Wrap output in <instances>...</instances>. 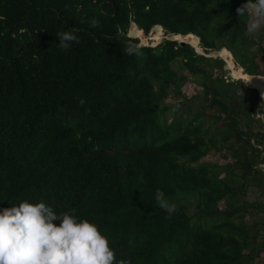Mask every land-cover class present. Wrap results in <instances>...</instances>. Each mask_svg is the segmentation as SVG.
Masks as SVG:
<instances>
[{"label":"trees","instance_id":"1","mask_svg":"<svg viewBox=\"0 0 264 264\" xmlns=\"http://www.w3.org/2000/svg\"><path fill=\"white\" fill-rule=\"evenodd\" d=\"M246 2L0 0V209L74 210L116 261L264 264V126L253 114L264 115L263 93L207 55L225 50L232 68L264 77V25L250 35L249 13H236ZM132 25L146 39L158 25L202 53L170 38L139 44ZM71 27L80 43L65 52L56 33ZM210 150L231 160L202 163ZM248 187L260 199H245ZM158 188L178 205L168 219Z\"/></svg>","mask_w":264,"mask_h":264},{"label":"clouds","instance_id":"2","mask_svg":"<svg viewBox=\"0 0 264 264\" xmlns=\"http://www.w3.org/2000/svg\"><path fill=\"white\" fill-rule=\"evenodd\" d=\"M236 13L238 16L249 13L247 31L255 33L264 25V0H247ZM90 25L96 28L100 22L93 18ZM78 31L77 27H71L69 31L56 33L61 50L67 52L73 43H80L75 34ZM125 51L128 55H142L136 43L129 42ZM235 68L236 79L244 85L254 78L238 64ZM155 200L168 214L166 219L178 211V205L170 202L159 188ZM73 213L74 210L57 214L44 202L33 204L26 200L0 209V264H131L130 260L116 261L108 238L98 226Z\"/></svg>","mask_w":264,"mask_h":264},{"label":"rangeland","instance_id":"3","mask_svg":"<svg viewBox=\"0 0 264 264\" xmlns=\"http://www.w3.org/2000/svg\"><path fill=\"white\" fill-rule=\"evenodd\" d=\"M250 22V15H249V17H248V22H247V25H248V23ZM134 28H136L134 25H132V30H133V32L135 31L134 30ZM137 29V28H136ZM140 32V31H139ZM138 32V33H139ZM138 33H135V34H138ZM247 33H249L248 31H247ZM256 33V32H255ZM255 33H249L250 35H254ZM129 35V34H128ZM155 37L153 38V37H150L149 39H152V40H156L155 42H157V41H159V40H161V39H163V38H170V39H172V37H170L169 35H162V32H159V31H157L155 34ZM138 39H139V44H140V42H142L141 40H140V38L138 37ZM261 44L263 45V47H264V36H263V38H261ZM144 45V44H143ZM200 48V47H199ZM200 50H201V48H200ZM199 50V51H200ZM220 52V53H219ZM219 52H217V51H212V52H209L207 55H211V56H218V57H220V55L221 56H223L224 58H225V60L223 59V61H224V66L225 67H228V70L226 71V72H224L225 73V75H227V76H229L230 77V79H236V77H235V72H236V68L234 69V68H232L231 67V64H230V61H229V55L227 54V52L226 51H224V50H221V51H219ZM220 55H219V54ZM221 58V57H220ZM233 60V59H232ZM234 61V60H233ZM225 62H226V64H225ZM253 81H260V79H258V78H253L252 80H251V82H253ZM262 81V83L264 84V80H261ZM240 83H242V82H240ZM257 86V85H256ZM255 86V87H256ZM257 88H258V86H257ZM196 88H193L192 87V85L190 84V83H185V84H183L182 85V87H181V90L185 93V95H187V96H189L194 90H195ZM260 93V92H259ZM260 95H261V93H260ZM262 97H264L263 95H261ZM174 98L172 97V96H168V97H166L165 98V103H166V105H168V104H171V103H173L174 102ZM182 107L179 105V106H177V110H179V109H181ZM196 108H198V104H194L192 107H191V111H193V110H196ZM253 114H254V117H259L260 118V120H261V123L263 124V126H264V115H262L261 113H259V110H258V107L257 106H255L254 107V110H253ZM168 116V119L167 120H169V117H170V114H168L167 115ZM224 153H227V152H222V153H213L211 150L210 151H208L204 156H202L201 158H200V160H201V162L202 163H213V162H225V161H229V160H231L230 159V157H229V155H228V153L223 157L222 156V154H224ZM245 199H247L248 201H252V200H256V199H260V195H259V193L257 192V190L256 189H254L253 187H248L247 188V192H246V194H245ZM183 201H186V199H183ZM193 205L191 204L190 206H188L189 207V211H193V209H194V206L192 207ZM218 206L219 207H221L222 206V201H219L218 202ZM259 219V216H256V215H254V216H249V215H247L246 214V216H245V220L246 221H250V220H258ZM263 259H264V250L261 252V254H260V256H259V258L257 259V261H259V262H262L263 261Z\"/></svg>","mask_w":264,"mask_h":264},{"label":"bare ground","instance_id":"4","mask_svg":"<svg viewBox=\"0 0 264 264\" xmlns=\"http://www.w3.org/2000/svg\"><path fill=\"white\" fill-rule=\"evenodd\" d=\"M157 31H159V32H162V30H161V28H157V29H155L151 34H150V36L148 37V38H150V37H155V33L157 32ZM132 32V31H131ZM132 35H136V36H138L139 38H140V40L142 41V43H145L146 42V38H145V36L142 34V31L141 32H139L138 34H135L134 32H132ZM170 37H172V38H176V37H173L172 35H169ZM189 36H191L193 39H194V41H197V38H196V36L195 35H189ZM177 39V38H176ZM154 41H156V40H154ZM187 43H189V42H187ZM190 44V43H189ZM191 45V44H190ZM193 46V45H192ZM194 47V46H193ZM195 49L197 50V51H199L200 50V48L199 49H197L196 47H195ZM225 51V50H224ZM220 53V52H219ZM218 53V54H219ZM220 55V54H219ZM220 57L221 58H223L221 55H220ZM233 61V60H232ZM225 64H226V62H225ZM233 65H234V67H235V64H234V62H233ZM254 77H259V76H254ZM252 84H253V86H258V89H259V92L261 91L262 93H263V96H264V84L262 83V81H261V79H260V81H253V82H251ZM256 86V87H257ZM260 92V93H261ZM259 93V94H260Z\"/></svg>","mask_w":264,"mask_h":264},{"label":"water","instance_id":"5","mask_svg":"<svg viewBox=\"0 0 264 264\" xmlns=\"http://www.w3.org/2000/svg\"><path fill=\"white\" fill-rule=\"evenodd\" d=\"M158 25H153V26H151V28H150V30H149V32L147 33V35H149L150 33H152L153 32V30L157 27ZM158 27H160V26H158ZM188 34H190V33H188ZM177 35H181V34H177ZM186 34H184V35H181V36H185ZM129 36H136V35H132V34H129ZM197 38V37H196ZM172 39H174V40H176L179 44H184V43H187L186 41H184V40H181V39H176V38H172ZM158 42V41H157ZM157 42H155V41H153V40H151V39H147L146 40V42L145 43H142V42H140V44H144V45H154V44H156ZM197 42H198V39H197ZM189 44V43H188ZM190 45V44H189ZM192 46V45H191ZM193 47V46H192ZM194 48V50L196 51V52H199V53H202V51L200 50V51H197L196 49H195V47H193ZM234 62V61H233ZM234 64H235V62H234ZM228 70V67H225V66H223V71L224 72H226Z\"/></svg>","mask_w":264,"mask_h":264}]
</instances>
